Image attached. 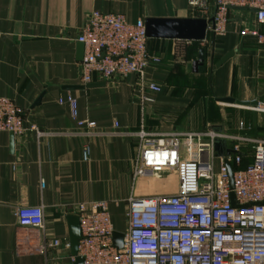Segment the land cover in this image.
<instances>
[{
    "label": "crops",
    "instance_id": "0c3cea01",
    "mask_svg": "<svg viewBox=\"0 0 264 264\" xmlns=\"http://www.w3.org/2000/svg\"><path fill=\"white\" fill-rule=\"evenodd\" d=\"M206 5L201 12L187 0H0V96L21 109L26 128L18 136L0 131V264H72L69 248L58 245L39 250L38 246L41 234L47 240L68 239L66 216L75 215L77 203L105 201L113 230L123 232L113 224L115 206L123 213L128 196L176 191L173 172L157 178L149 173L132 177L137 151L134 136L84 139L68 134L74 123L67 104L56 101L65 93L76 99L77 118L93 120L99 129H111L116 121L115 130L121 132L218 128L264 137V122L250 121L247 110L258 104L264 117V48L240 34L262 28L246 8H229L223 32L214 33L208 24L202 40L147 37V50L160 63L145 70V79L160 85L158 93L140 90L133 75L93 78L91 82L103 84L81 87L75 36L91 10L120 13L129 23H144L145 18H209L213 0H206ZM199 51L206 54L202 71L192 68ZM228 51L232 55L215 67ZM141 94L152 101L140 100ZM221 97L256 100L257 104L239 106L214 99ZM239 119L250 128L238 131ZM31 125L49 134L36 137L29 130ZM84 142L89 147L86 161L81 159ZM18 206H41L43 229L18 225L14 216Z\"/></svg>",
    "mask_w": 264,
    "mask_h": 264
},
{
    "label": "built area",
    "instance_id": "2783aa9c",
    "mask_svg": "<svg viewBox=\"0 0 264 264\" xmlns=\"http://www.w3.org/2000/svg\"><path fill=\"white\" fill-rule=\"evenodd\" d=\"M187 3L201 12L207 8L206 0ZM213 4L209 28L214 33L223 32L229 8H246L262 30L250 28L240 34L249 35L264 48V0H213ZM146 39L142 20L129 23L120 13L91 10L75 36V42L82 44L79 82L84 85L93 78L133 75L140 90L158 93L160 85L145 79V70L160 63L147 50ZM140 100L152 101V97L141 94ZM56 101L67 104L74 123L68 134L84 139L124 133L134 136L133 178L146 173L157 178L168 172L176 177L174 193L126 198L121 248L112 242L114 230L106 202L77 203L76 254L82 264H264V137L250 138L218 128L184 133L121 132L115 130L116 121L111 129H99L93 120L77 118L76 99L70 93ZM236 126L238 131L250 128L241 119ZM30 129L36 137L49 134L33 125ZM0 131L13 136L26 131L21 109L6 96H0ZM88 156L84 142L81 159L86 161ZM243 158L248 162L240 167ZM224 161L230 166L231 187ZM14 216L20 226L43 229L41 206H18ZM40 240L39 250L58 245L69 248L68 239L47 240L41 234Z\"/></svg>",
    "mask_w": 264,
    "mask_h": 264
},
{
    "label": "water",
    "instance_id": "95a60500",
    "mask_svg": "<svg viewBox=\"0 0 264 264\" xmlns=\"http://www.w3.org/2000/svg\"><path fill=\"white\" fill-rule=\"evenodd\" d=\"M213 18L203 17H186V18H145L144 31L146 37H158V38H173V39H186V40H202L205 37L206 27L208 24L212 25ZM232 51H228L223 54L213 65L219 66L228 57L232 55ZM82 54V44L77 43V59L80 60ZM212 57L209 56L211 62ZM206 65V54L202 51L198 52V58L192 61V68L196 71L204 70ZM103 82H89L81 87H91L102 85ZM77 86H68L67 88H76ZM218 103H230L239 106L256 105V100L240 101L232 97L214 98ZM38 98L35 100V103ZM227 168L228 182L231 187V170L229 163L224 161ZM231 204H234L233 195L229 193ZM67 228H68V242L70 255L73 257L72 264H82L81 258L76 254V245L79 238V228L76 215H67ZM122 232H112V242L116 248L122 246Z\"/></svg>",
    "mask_w": 264,
    "mask_h": 264
},
{
    "label": "rangeland",
    "instance_id": "374dc122",
    "mask_svg": "<svg viewBox=\"0 0 264 264\" xmlns=\"http://www.w3.org/2000/svg\"><path fill=\"white\" fill-rule=\"evenodd\" d=\"M247 110L251 111V114H249V120L252 122H255L256 124L259 123L260 125L264 122V117L262 115V108L261 107H249L247 108ZM257 120H259L257 122ZM217 165V161L214 160V169H216ZM170 173V172H168ZM150 176L147 175L145 176L146 179H148ZM166 183V181H164ZM168 183V182H167ZM111 213L113 214V224L116 226H119L122 230H124L125 228V221H124V216L122 213V209L121 207L117 208L116 206L113 208V210L111 211ZM116 220V222H115Z\"/></svg>",
    "mask_w": 264,
    "mask_h": 264
},
{
    "label": "trees",
    "instance_id": "16d2710c",
    "mask_svg": "<svg viewBox=\"0 0 264 264\" xmlns=\"http://www.w3.org/2000/svg\"><path fill=\"white\" fill-rule=\"evenodd\" d=\"M248 162L247 158H243L240 167L244 166Z\"/></svg>",
    "mask_w": 264,
    "mask_h": 264
}]
</instances>
